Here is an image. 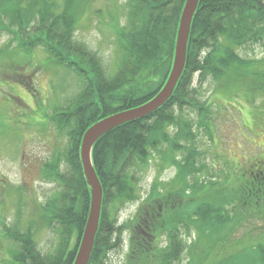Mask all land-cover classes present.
Returning a JSON list of instances; mask_svg holds the SVG:
<instances>
[{"label":"trees","instance_id":"16d2710c","mask_svg":"<svg viewBox=\"0 0 264 264\" xmlns=\"http://www.w3.org/2000/svg\"><path fill=\"white\" fill-rule=\"evenodd\" d=\"M131 1L124 24L117 10L110 16L121 55L116 74L109 76L100 57L73 36L82 22L80 7L90 0H0V31L12 37L0 48V71L11 66L15 53L33 55L42 48L48 60L74 72L82 84L75 98L49 115L69 139L66 154L56 155L46 171L45 178L59 189L40 211L59 243L52 256H45L32 238H20L4 225V235L18 244L12 250L16 264H73L91 204L81 159L85 132L107 116L148 102L169 77L186 0ZM258 44L264 50V0H200L186 66L172 97L155 113L113 129L94 145L92 160L104 194L89 264H98L104 251L122 248L126 232L131 235L130 256L139 255L141 264H175L185 251L183 228H194L206 240L201 256L193 259L196 264H206L215 254L219 259L213 264H264V226L263 234L250 236L239 249L242 263L232 254L240 245L230 241V228L239 221L264 216V166L254 162L237 172L222 171L224 177L216 181L218 175L202 176L196 146L213 111L195 76L202 82L211 78L225 93L243 92L251 103L257 94L264 102V58L247 59L240 53ZM12 66L21 67L16 62ZM186 109L196 112L198 120L182 117ZM258 110L264 116V104ZM171 127L174 132H168ZM61 161L67 164L64 171ZM151 163L158 169L175 166L176 174L166 182L156 178L136 216L122 225L114 223L112 207L141 199L133 170Z\"/></svg>","mask_w":264,"mask_h":264},{"label":"rangeland","instance_id":"374dc122","mask_svg":"<svg viewBox=\"0 0 264 264\" xmlns=\"http://www.w3.org/2000/svg\"><path fill=\"white\" fill-rule=\"evenodd\" d=\"M90 2L85 8L80 7L82 22L73 36L79 44L96 53L108 75L114 76L121 54L116 33L110 27V16L117 10L116 14L124 24L125 13L133 1ZM11 38L10 34L0 31V48L4 49ZM240 53L247 59L264 58L263 47L259 44L241 49ZM15 55L10 60L19 63L22 68L17 69V66H12L13 62L6 60L11 66L0 71V264H16L12 259V250L18 248V244L4 235V225L20 238H32L43 255L52 256L55 252L59 235L52 225L44 224L45 219L41 218L40 211L59 189L57 182L45 176L56 155L66 154L69 139L67 131H57L49 115L54 108L66 106L69 100L78 95L82 86L74 72L53 64L42 48L36 49L33 55L25 51ZM199 83L202 84L201 95L204 100L208 99L213 111L207 121L208 128L199 130L196 141L201 153L197 163L203 167L202 176L218 175L216 181H219V177H224L219 175L222 171L237 172V169L247 168L248 164L253 166L254 162L264 166V116L257 111V107L264 104L261 95L257 94L251 103L245 98V93L240 92L238 96L235 92L225 93L217 89L216 81L206 78L202 82L197 74L195 84ZM181 115L185 119L198 120L196 112L190 109ZM169 131L174 132L175 128L171 127ZM66 165L61 161L59 168L64 171ZM133 172L141 199L112 207V220L119 225L128 223L136 216L154 180H172L176 168L165 166L158 169L151 163L135 168ZM263 226L264 216H253L230 228L231 243L240 245L232 254L238 255L239 259H235L240 263L244 252L240 254L239 249L244 247L250 236L263 234ZM188 230L182 229L185 251L175 264H196L194 257H200L205 248L206 240H202L194 228ZM123 241L122 248H114L107 254L104 251L98 264H132V259L133 264H141L136 260L139 255L130 256L129 232L123 235ZM75 243L73 239L72 245ZM159 246L162 247V236ZM215 255L204 263L216 262L219 257Z\"/></svg>","mask_w":264,"mask_h":264},{"label":"water","instance_id":"95a60500","mask_svg":"<svg viewBox=\"0 0 264 264\" xmlns=\"http://www.w3.org/2000/svg\"><path fill=\"white\" fill-rule=\"evenodd\" d=\"M199 3L200 0H186L178 26L173 65L169 77L159 93L138 107L123 110L99 120L83 136L81 159L84 174L91 189V204L85 230L73 264L90 263L100 226L104 190L92 160L94 145L103 135L113 129L127 122L143 119L155 113L172 97L186 66L192 22Z\"/></svg>","mask_w":264,"mask_h":264}]
</instances>
